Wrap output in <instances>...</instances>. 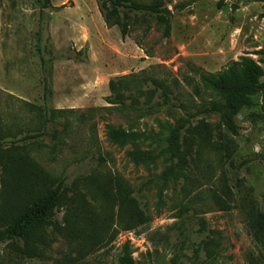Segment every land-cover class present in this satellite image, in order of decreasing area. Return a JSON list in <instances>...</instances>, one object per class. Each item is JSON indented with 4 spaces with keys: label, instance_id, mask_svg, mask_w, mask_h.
Instances as JSON below:
<instances>
[{
    "label": "rangeland",
    "instance_id": "374dc122",
    "mask_svg": "<svg viewBox=\"0 0 264 264\" xmlns=\"http://www.w3.org/2000/svg\"><path fill=\"white\" fill-rule=\"evenodd\" d=\"M161 1L172 12L168 37L154 17L140 15L122 36L118 27L106 26L96 0H0L3 149L21 147V155L49 175L45 187L66 178L53 215L62 227L78 195L104 216L100 194L84 184L92 172L118 175L149 216L130 232L113 221L111 242L108 236L83 250L51 228L47 242L30 254L0 241V264H120L124 255L134 264H264V235L256 240L251 230L256 213L264 211L263 96H254L235 118V134L216 115L191 119L192 126L201 120L210 125L217 149L202 144L182 175L162 179L176 161L166 140L173 127L185 113L221 102L218 92L204 87L203 76L255 66L264 82V1ZM127 75L146 79L144 88L162 81L171 91L169 103L155 98L151 104L160 105L149 112L108 104L109 81ZM110 129L144 137L113 141ZM133 151L156 157L134 162ZM4 178L0 166V207L10 189ZM226 186L229 197L222 192ZM214 193L229 210H219Z\"/></svg>",
    "mask_w": 264,
    "mask_h": 264
},
{
    "label": "trees",
    "instance_id": "16d2710c",
    "mask_svg": "<svg viewBox=\"0 0 264 264\" xmlns=\"http://www.w3.org/2000/svg\"><path fill=\"white\" fill-rule=\"evenodd\" d=\"M47 1V0H46ZM98 10L108 27H118L122 36H125L132 27V17H154L156 23L162 26L164 37L170 34L172 12L163 6L161 0L149 3H140L133 0H96ZM264 1V0H260ZM222 2L218 7H222ZM47 6L44 5L43 8ZM132 15V16H131ZM261 73L254 66L246 69L231 68L216 74L203 76L201 81L204 87L214 90L220 95L221 102H213L192 114L185 113V118L179 121L167 137L168 150L171 161L175 159L172 168L162 175L163 181L169 176L182 175L179 171L188 167L189 161L199 153L203 144L206 148L217 149V141L213 140L210 125L204 120L191 125V119L199 114L216 115L223 127L229 132L236 133L235 118L244 109L253 105L252 98L256 95L264 97V82L259 81ZM146 79L134 75H127L111 79L108 83L111 92L106 99L107 103L121 109L149 112L160 105L152 100L161 99V104L169 103L171 91L162 81L152 80L144 88ZM159 92V93H158ZM144 98V99H143ZM48 119V118H47ZM49 120V119H48ZM217 133V130H216ZM109 138L113 141L144 137L143 133H124L110 129ZM33 138L28 136L23 141ZM182 145H185L184 149ZM8 151L3 149L0 139V166L8 188L5 202L0 207V241H9L11 247L18 251L33 253L37 245L46 241L45 235L51 228L58 234L69 237V244L77 241L83 248L96 247L109 237L111 242L114 235L113 221L123 231H133L149 221L147 210L143 203L133 195L130 186L118 175L91 173L84 179V184L94 187L100 194V201L104 204L105 212L95 211L82 195L72 201L68 214L69 221L65 226H60L53 220L54 211L60 207L64 188L65 177L58 179L56 185L44 186L50 179L49 175L32 161L21 155V147ZM134 162L152 161L156 155L152 151H133L129 154ZM176 175V177H177ZM71 192H76L71 189ZM226 197L231 196V190L226 186L222 191ZM214 203L219 210H229V204L217 193L213 194ZM10 202H13L11 204ZM67 211V210H66ZM251 224V230L256 240L264 235V211L257 212ZM65 219V218H64ZM63 231V233H62ZM115 233V231H114ZM120 264H134L131 256L124 255L119 258Z\"/></svg>",
    "mask_w": 264,
    "mask_h": 264
},
{
    "label": "crops",
    "instance_id": "0c3cea01",
    "mask_svg": "<svg viewBox=\"0 0 264 264\" xmlns=\"http://www.w3.org/2000/svg\"><path fill=\"white\" fill-rule=\"evenodd\" d=\"M61 4H63V3H61ZM64 6V5H63ZM62 9H69V8H67L66 6H64ZM65 22H68V20H66ZM68 26H69V24H68ZM78 30V29H77ZM75 35H76V33H75ZM65 40V39H64ZM65 42H69V41H66L65 40ZM76 44H78V42H80L79 40H78V37L76 36V38H75V41H74ZM71 44V43H70ZM74 46V47H73ZM72 47H73V49L75 48V46L76 45H73ZM77 51V50H76ZM64 63H65V65H68V66H70L71 67V64H73V68L74 69H76L77 68V65L74 63V62H72L71 60H64L63 61Z\"/></svg>",
    "mask_w": 264,
    "mask_h": 264
},
{
    "label": "water",
    "instance_id": "95a60500",
    "mask_svg": "<svg viewBox=\"0 0 264 264\" xmlns=\"http://www.w3.org/2000/svg\"><path fill=\"white\" fill-rule=\"evenodd\" d=\"M231 8H232V10H234V7L233 6Z\"/></svg>",
    "mask_w": 264,
    "mask_h": 264
}]
</instances>
